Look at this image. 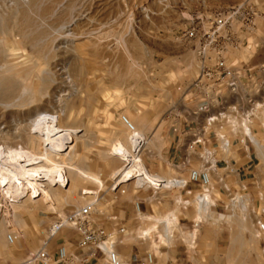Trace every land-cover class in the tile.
I'll use <instances>...</instances> for the list:
<instances>
[{"label": "rangeland", "instance_id": "obj_1", "mask_svg": "<svg viewBox=\"0 0 264 264\" xmlns=\"http://www.w3.org/2000/svg\"><path fill=\"white\" fill-rule=\"evenodd\" d=\"M235 1L0 0V168L10 169L1 158L20 147L37 156L29 165H46L53 172H46L39 186L27 185L23 192H16L17 177L7 179L0 172V202L8 209L11 201L10 228L15 235L14 242L8 243L2 224L0 264H19L41 244L46 228L59 214L87 201L96 199L94 218L108 226L106 211L125 194L119 186L136 183L135 178L114 182L113 172L124 162L112 148L127 144L131 134L122 115L144 134L136 158L151 173L168 178L151 169L157 161L142 153L150 157L148 150L157 144L150 137L152 129L160 121L168 124L170 111L181 108L184 88L198 70L194 44L183 38L182 31L200 25L221 4ZM250 2L264 16V0ZM229 57L249 66L264 64V35L245 40ZM39 124L59 126L62 144L53 147L43 141L36 131ZM255 131L264 144V127L259 122ZM45 145L47 160L42 158ZM250 158V168L241 171L248 181L246 192L258 208L264 206V148L262 155L256 149ZM76 168L97 179L81 176ZM210 180L212 197L226 202L214 173ZM227 182L238 190L233 177ZM195 206L192 202L193 211ZM229 214L217 205L200 219L208 226L240 227L246 248L255 246L260 240L252 235L251 221L239 222ZM159 235L164 240L161 231ZM177 236L180 241L189 237L184 228ZM56 238L57 242L68 239L69 250L74 249L69 228L51 242ZM117 251L123 258L124 250Z\"/></svg>", "mask_w": 264, "mask_h": 264}, {"label": "built area", "instance_id": "obj_2", "mask_svg": "<svg viewBox=\"0 0 264 264\" xmlns=\"http://www.w3.org/2000/svg\"><path fill=\"white\" fill-rule=\"evenodd\" d=\"M258 16L259 10L255 5L250 0H242L206 17L200 25L195 23L182 31L183 38L193 42L198 62L197 73L185 86L181 108L177 110L178 117L189 128L182 161L185 165L193 157L197 164L189 169L185 178L175 176L166 182L159 181L157 185L145 178L147 182L135 185L158 190L183 189L189 182L199 183L200 192L193 200L182 201L185 207L194 202L202 216L208 217L212 208L222 205L224 211L230 212L228 216L239 222L250 220L253 237L264 240V206L256 208L252 204L246 192L248 181L240 170L252 165L250 153L256 152L253 141L257 135L256 123L264 127V64L253 69L229 57L247 40L239 32H252ZM121 120L131 132L134 131L135 126L125 115ZM142 147L143 139H140L137 154ZM231 152L243 153L246 162L238 164L239 158L228 157ZM219 167L228 169L239 179L236 191L222 174L216 175L215 182L225 193L226 202L212 197L214 184L210 173H216ZM10 202L9 199L8 209L4 201L0 202V227L3 224L7 242L13 243L15 235L10 226L14 212ZM95 205L96 199L90 200L62 216L58 215L46 228L41 244L19 264H86L97 252L105 264H125L116 249L118 240L115 233L96 222ZM219 215L223 214L218 213L219 220H223ZM63 228L72 229L77 234L75 247L69 250L68 239L63 238L52 256L50 242ZM123 231L124 227L117 229L119 233ZM84 248L90 250L83 253ZM151 260L152 255L148 253L147 261Z\"/></svg>", "mask_w": 264, "mask_h": 264}, {"label": "crops", "instance_id": "obj_3", "mask_svg": "<svg viewBox=\"0 0 264 264\" xmlns=\"http://www.w3.org/2000/svg\"><path fill=\"white\" fill-rule=\"evenodd\" d=\"M241 1L223 3L219 6L220 10ZM239 34L247 40L264 35V16L256 18V28L252 32H239ZM250 67L254 69L256 66ZM178 115L177 110L172 109L168 115L171 118L169 123L163 125L160 121L152 129L150 137L156 139L157 144L148 150L150 157L142 153L143 156L145 154L146 159L157 161V164L151 163V169L156 173H164L168 178L175 176L185 178L189 169L197 164L193 157L185 165L182 161L185 153L184 144L189 139V128ZM163 139L166 141L164 145L160 144ZM237 154L238 164L245 163V155ZM242 169L247 168H240ZM217 174H222L225 181L229 176L233 177L235 185L239 181L237 176L222 167L216 168L214 175ZM215 185L221 191L220 185L217 183ZM119 188L121 193L125 192V194H120L116 204L106 211L108 219L110 216L114 217L109 219L110 223L106 228L115 233L118 240L117 250H124L122 259L125 264H264V240L246 248L244 232L240 227L208 226L200 219L201 211L197 208L193 211L191 205L185 207L182 204L183 200L191 201L200 192L199 183L189 182L183 189L153 190L136 185L133 187L127 182L121 184ZM176 216H178L177 222H175ZM180 220L184 223H180ZM119 227H124V231L117 232ZM183 228L187 230L189 237L180 241L177 234ZM69 230L76 242L77 234L72 229ZM146 231L149 232L143 234ZM160 231L165 241L160 238ZM57 241L58 239H55L53 243L50 242L49 250L52 256ZM89 250L90 248H84L82 252L87 253ZM148 253L152 254L151 262L147 261ZM101 260L104 259L97 252L86 264H101Z\"/></svg>", "mask_w": 264, "mask_h": 264}, {"label": "bare ground", "instance_id": "obj_4", "mask_svg": "<svg viewBox=\"0 0 264 264\" xmlns=\"http://www.w3.org/2000/svg\"><path fill=\"white\" fill-rule=\"evenodd\" d=\"M36 131L37 133L39 132V135L42 136L43 141L48 142L49 145L53 147H58L59 145L62 144V142L60 141V138H62V134L59 133L61 131L59 126L39 124L36 127ZM143 135L144 134L141 131L136 130L134 128V131L131 132L129 138L127 139L128 140L127 144L122 143L120 145L113 146L112 153L117 155L122 160V162H124V164L120 166L119 169L113 172L115 183H121L131 178H135L134 180L136 184H139L140 182H147L145 181V178H147L150 183H152L153 185H157L159 181L166 182L171 179V178L170 179L163 178L162 176H158V175H152L151 172L142 164L140 158L139 157L136 158L137 156L136 153L138 150L140 139H143L144 142ZM253 141L255 143L258 153L262 155L263 154L262 144L255 136L253 137ZM5 154H6L5 157H2L1 160L4 161L5 163L8 162L10 169L8 168V170H6L5 168H0V172L7 179L12 180L15 177L18 178L17 180L20 182V186L16 188L17 189L16 192H21V191L23 192L29 189L27 185L39 186L40 184L39 181L42 179V175L45 174L46 172H51L50 168L46 165L45 166L29 165L30 164L29 162L36 159L37 156H35L33 153H31L28 150L19 147L18 149L8 150L7 153ZM42 158L44 160L50 158V155L47 153L46 150V145H45V149L43 148ZM83 170H79L77 168L74 169V171L80 174L81 176L97 179V177L91 176L86 171ZM59 215L62 216V214ZM219 217L223 218L224 216L219 215ZM165 221H167V218H165ZM147 232L149 231H146L143 234H146Z\"/></svg>", "mask_w": 264, "mask_h": 264}]
</instances>
